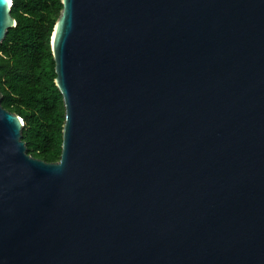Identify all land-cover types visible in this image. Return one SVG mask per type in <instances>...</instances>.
<instances>
[{
	"label": "water",
	"instance_id": "1",
	"mask_svg": "<svg viewBox=\"0 0 264 264\" xmlns=\"http://www.w3.org/2000/svg\"><path fill=\"white\" fill-rule=\"evenodd\" d=\"M61 3L58 161L0 91V264H264V0Z\"/></svg>",
	"mask_w": 264,
	"mask_h": 264
},
{
	"label": "trees",
	"instance_id": "2",
	"mask_svg": "<svg viewBox=\"0 0 264 264\" xmlns=\"http://www.w3.org/2000/svg\"><path fill=\"white\" fill-rule=\"evenodd\" d=\"M17 25L0 44L2 105L24 120L28 152L47 162L60 159L65 120L63 96L55 85L51 36L61 0H12Z\"/></svg>",
	"mask_w": 264,
	"mask_h": 264
}]
</instances>
